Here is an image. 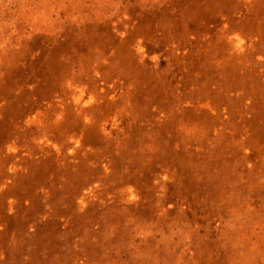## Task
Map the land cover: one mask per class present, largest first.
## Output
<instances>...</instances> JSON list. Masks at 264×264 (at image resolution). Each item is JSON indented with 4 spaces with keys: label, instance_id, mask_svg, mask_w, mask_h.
<instances>
[{
    "label": "rangeland",
    "instance_id": "1",
    "mask_svg": "<svg viewBox=\"0 0 264 264\" xmlns=\"http://www.w3.org/2000/svg\"><path fill=\"white\" fill-rule=\"evenodd\" d=\"M0 264H264V0H0Z\"/></svg>",
    "mask_w": 264,
    "mask_h": 264
}]
</instances>
